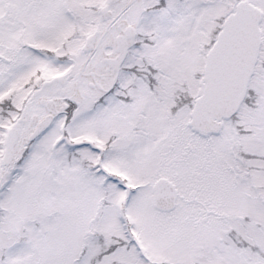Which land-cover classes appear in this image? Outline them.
Segmentation results:
<instances>
[{"label": "snow or ice", "instance_id": "6c2138e0", "mask_svg": "<svg viewBox=\"0 0 264 264\" xmlns=\"http://www.w3.org/2000/svg\"><path fill=\"white\" fill-rule=\"evenodd\" d=\"M0 264H264V0H0Z\"/></svg>", "mask_w": 264, "mask_h": 264}]
</instances>
